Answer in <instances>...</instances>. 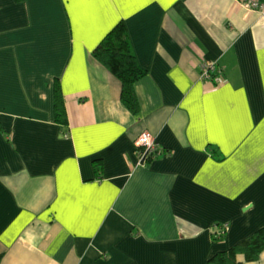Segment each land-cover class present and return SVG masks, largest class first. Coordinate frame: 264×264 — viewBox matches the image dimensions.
<instances>
[{"label": "crops", "instance_id": "1", "mask_svg": "<svg viewBox=\"0 0 264 264\" xmlns=\"http://www.w3.org/2000/svg\"><path fill=\"white\" fill-rule=\"evenodd\" d=\"M121 19L148 70L137 112L93 54ZM205 61L219 66L212 79ZM145 130L158 149L143 160ZM263 225L264 12L245 0H0V264H211ZM233 264H264V251Z\"/></svg>", "mask_w": 264, "mask_h": 264}, {"label": "trees", "instance_id": "2", "mask_svg": "<svg viewBox=\"0 0 264 264\" xmlns=\"http://www.w3.org/2000/svg\"><path fill=\"white\" fill-rule=\"evenodd\" d=\"M93 54L119 77L122 82L123 101L132 111L137 112L140 108V101L136 89V82L144 77L148 70L141 65L137 58L124 19L118 21L115 26L106 33L99 44L94 48ZM55 99L56 119L64 124H68V109L60 81L56 84ZM98 163H100L99 159L97 160L96 168L100 171L102 166L98 165ZM221 223L222 222L218 224ZM226 231L227 229L222 234L215 231V238H222L225 236ZM263 251L264 225L248 237L238 241L232 247L213 254L209 258V263L233 264L240 262V255H244L245 260H254L259 258Z\"/></svg>", "mask_w": 264, "mask_h": 264}, {"label": "built area", "instance_id": "3", "mask_svg": "<svg viewBox=\"0 0 264 264\" xmlns=\"http://www.w3.org/2000/svg\"><path fill=\"white\" fill-rule=\"evenodd\" d=\"M245 4L247 6H250L251 9H258L261 12H264V1L261 0H245ZM202 73L205 76V78L212 79L215 74L219 70V66L215 61H205L202 65ZM137 147L139 149V153L141 156V159L146 160L149 157H151L154 153L157 152L158 146L156 141V135L149 130L143 131L138 139L136 140ZM216 231L219 234H222L225 232L226 229L229 227V222H222L221 224H216Z\"/></svg>", "mask_w": 264, "mask_h": 264}, {"label": "rangeland", "instance_id": "4", "mask_svg": "<svg viewBox=\"0 0 264 264\" xmlns=\"http://www.w3.org/2000/svg\"><path fill=\"white\" fill-rule=\"evenodd\" d=\"M216 224H218V223H216ZM216 224H215V225H216ZM215 229H216V227H215Z\"/></svg>", "mask_w": 264, "mask_h": 264}]
</instances>
